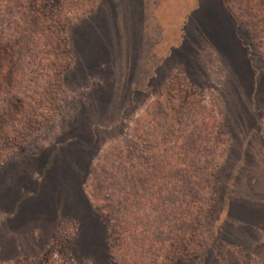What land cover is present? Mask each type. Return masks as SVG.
Returning <instances> with one entry per match:
<instances>
[{"label":"rangeland","instance_id":"rangeland-1","mask_svg":"<svg viewBox=\"0 0 264 264\" xmlns=\"http://www.w3.org/2000/svg\"><path fill=\"white\" fill-rule=\"evenodd\" d=\"M243 1L0 0V264H121L120 228L151 222L139 264H264Z\"/></svg>","mask_w":264,"mask_h":264},{"label":"trees","instance_id":"trees-1","mask_svg":"<svg viewBox=\"0 0 264 264\" xmlns=\"http://www.w3.org/2000/svg\"><path fill=\"white\" fill-rule=\"evenodd\" d=\"M242 3H244L243 9H241V12L243 13V16H241L242 19H245L248 21L249 29H254L256 31L255 33L257 34V38L261 40L262 44L264 45V0H244ZM220 5L222 7V3H220ZM226 12L229 18L232 20V22L236 26L237 18L235 17V15L231 11H226ZM238 12H240V9L238 10ZM87 138L89 139V136H87ZM82 141H77V143L73 144V146L77 148L79 151H81L83 154H85L88 152V150H90V147H88L87 144ZM91 160H92V157L86 160V163H90ZM184 198L185 200H187V206H185L186 207L185 211H183V213H180V215L178 216H174L175 214L169 215V217H172V221L175 223L180 222L182 224H189L190 219L193 217L192 211L195 210V204L198 202V200L196 198L191 197L190 194L184 195ZM139 199L141 198L139 197ZM150 202L151 201H149L148 203L150 204ZM168 212H169V209H165L164 213H168ZM153 215L154 213H150L149 215H147L146 220L151 221V217ZM153 226H154V223L151 222V224L148 226L141 225V224H135L132 226L128 225L126 227L120 228L119 241L121 244H119L120 246L118 249L119 251L118 256L120 258L119 257L118 258L121 264H139L138 260H134V257L137 251L136 248L143 249L144 247H146V243H142L141 246L135 247L137 246L138 242L136 243L134 241V237L140 236V235L147 236L148 232L152 230ZM171 226L172 225H170L169 227ZM163 229H164V226H162L161 230ZM160 255H161V252L159 251L157 256H153L149 260L147 259L146 254H145V258H143V262L141 264H148L149 261L151 260L152 261L150 262V264L151 263L157 264V262L160 261L161 259Z\"/></svg>","mask_w":264,"mask_h":264}]
</instances>
